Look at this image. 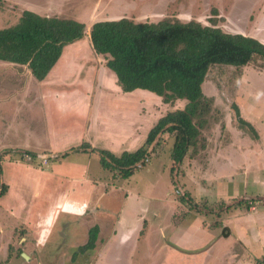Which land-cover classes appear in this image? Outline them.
Masks as SVG:
<instances>
[{
    "label": "rangeland",
    "instance_id": "1",
    "mask_svg": "<svg viewBox=\"0 0 264 264\" xmlns=\"http://www.w3.org/2000/svg\"><path fill=\"white\" fill-rule=\"evenodd\" d=\"M213 9H216L217 17L221 19L217 27L226 33L251 35V22L260 11V16L264 19V0H0V29L15 24L25 10L40 12L42 16L77 20L85 24L87 36L81 47L86 51L74 53L76 58L83 60L75 69L72 66L68 74L74 75L76 82L79 80V83L88 82L96 86L97 92H100L97 98L104 106L106 104V113L111 112L109 118L116 120L115 123L106 118L107 122H104V117L99 118L98 111L96 118L90 117L89 134L94 132L91 133L92 130H95L96 134L99 133L94 145L89 140L92 146L103 145L112 131L111 128L114 126L120 129L117 122L122 123L121 119L125 121L133 112L131 122L126 123L131 124L134 141L131 144L124 143L117 149V152H121L138 148L156 122L167 113L182 109L185 101H178L174 106H170L164 104L162 98L145 90L123 93L117 86L114 75L107 69L99 81V69L104 67V62L94 54L89 43L91 25L101 20L121 18H130L136 22H158L165 18H176L182 22L195 20L204 26H210L209 21L215 19L212 16ZM254 30V35L263 44L264 27H254ZM74 54H68L66 50V59L59 65L58 71L52 74V79L58 80L56 78L67 72V63H70ZM9 64H0V68L9 69ZM57 73L60 75L57 76ZM65 77L64 82L67 83L64 86L77 85L73 83L74 78L68 75ZM17 79L19 77L0 75V88L3 89L0 91V96L3 97L0 100V128L13 115V102L9 98L13 90H18ZM55 85L62 84L56 82ZM202 91L206 98L213 100L209 115L210 126L202 130L207 139V148L203 150L205 156L185 159L175 176L176 167L172 160L167 158L171 154L173 138L166 134L159 142L161 146L160 149L157 148V154L152 155L149 162L153 170L148 164V167L136 171L128 179L119 178L117 173L113 174L107 170L101 173L110 181L112 175H115L119 179L112 181L114 184L128 185L134 193L154 198L162 197L166 203L165 212L168 213V218L187 227L185 233L178 227H172V232L166 235V239L157 229L149 230L147 236L139 239L132 253L131 264H229L228 259L232 264H239L240 254L244 258L240 264H264V247H252L244 253L248 246L252 245L253 235L258 233V228L253 225L255 223L246 220L247 213L257 211L258 206L256 215L264 209V74L253 66H216L208 72ZM6 93L9 95H4ZM93 102L97 103V100ZM233 106L238 108L241 118L254 128L256 134L240 126ZM91 112L93 114L92 110ZM215 119L218 121L215 122ZM2 129L0 144L5 146L16 144L13 139L23 135V127H18L20 133L7 139ZM38 135L40 136L39 133ZM112 144L116 148V144ZM218 153L220 156L215 158ZM70 155L80 157L73 152ZM13 159H25L30 164L41 165L48 162L49 156L41 153L25 155L19 151L13 153ZM147 168L152 172L147 173ZM7 177L3 171L0 176V188L10 181ZM3 199L5 200L0 202V230L5 220L13 225L3 212L4 201L13 198ZM246 201L250 206L248 210L245 209ZM261 227L262 229L258 230L264 234V222L260 224ZM186 235L189 241L191 240L187 245L183 244V240H186L183 236ZM260 237L264 239V235ZM8 255L5 252L0 254L1 260L7 261L14 254L11 251L9 257Z\"/></svg>",
    "mask_w": 264,
    "mask_h": 264
},
{
    "label": "crops",
    "instance_id": "2",
    "mask_svg": "<svg viewBox=\"0 0 264 264\" xmlns=\"http://www.w3.org/2000/svg\"><path fill=\"white\" fill-rule=\"evenodd\" d=\"M32 12L41 15L40 12ZM260 13L251 22L253 34L248 35L258 41L261 40L254 35V27H264V19ZM84 39L65 47L56 65L41 82L32 77L26 66L9 64L14 69L0 68V75L19 77V86L16 88L18 90H13L9 98L13 102V115L0 129L3 127L4 137L8 139L20 133L18 127H23V135L13 139L16 144H0L1 175L4 171L10 180L5 182L8 191L0 198V202L5 197L13 198L4 201L3 212L13 225L5 220V224L1 226L0 254L5 252L10 255L11 251L14 254L12 257L8 255L7 261L0 258V264H131L132 253L139 239L147 236L149 230L157 229L164 239L172 232V227L180 228L183 233L187 230L186 226L168 218V213L165 212L166 203L162 197L134 193L128 185L113 183L119 178L112 175V182L101 174L105 170L100 165L99 151L112 154L125 152L126 150L117 152V149L124 143L131 144L134 141L131 124L126 123L131 122L133 112L125 121L121 119L122 123L117 122L120 129L114 126L111 128L112 131L103 145L96 147L90 144L89 140L93 144L99 138V133L96 131V134L95 130L89 134L90 117L96 118L98 111L99 118L104 117L103 121L107 122L106 118L110 119L111 112L107 114L106 104L104 106L97 98L100 92H97L96 86L88 82L89 85H83L79 80L74 81V75L68 74L72 66L75 69L83 60L76 58L74 53L86 51L81 47ZM66 50L68 54H74L70 63H67L68 70L56 78L58 80L52 79V74L66 59ZM0 64L5 66L8 63L0 61ZM104 70V67H100L99 81ZM65 75L74 78L73 83L77 85L64 86L67 83L64 82ZM56 82L62 85L57 86ZM2 98L0 96V100ZM112 121L116 123V120ZM7 124L9 126L6 127ZM112 142L116 144V148ZM83 144L89 146L86 151H72ZM19 151L25 155H48L49 160L46 164L39 165L28 163L29 159L26 157L27 161L13 159V153ZM204 151L198 156H205ZM64 152H73L80 157H71L69 153L60 158ZM218 156L220 153L215 158ZM167 158L170 159L168 156ZM151 170L147 168L146 172L151 173ZM263 210L257 215V211H248L246 220L262 229L260 224L264 222ZM258 229L256 230L259 235H253L252 245L244 253L252 247H264V239L260 237L264 234ZM93 231H96L95 241L93 247H88L90 233ZM219 233L221 234L220 231ZM183 237L186 239L183 244L191 242L188 235ZM23 254L27 259L21 258L20 255ZM242 257L240 254V261L244 259ZM228 261L232 264L230 259Z\"/></svg>",
    "mask_w": 264,
    "mask_h": 264
},
{
    "label": "trees",
    "instance_id": "3",
    "mask_svg": "<svg viewBox=\"0 0 264 264\" xmlns=\"http://www.w3.org/2000/svg\"><path fill=\"white\" fill-rule=\"evenodd\" d=\"M212 16L215 19L209 21L210 26L176 18L158 22L121 18L91 25L88 37L91 48L104 62V68L114 75L123 93L145 90L170 106L185 101L182 109L169 112L156 122L138 149L119 154L99 151L104 170L128 179L149 164L161 146L162 136L167 134L173 138L170 159L177 176L185 159L198 156L206 148L207 139L202 130L210 126L213 104L202 91L208 72L216 66H253L264 74V44L250 36L224 32L217 27L221 19L216 9L212 10ZM86 36V26L80 21L25 10L15 24L0 29V61L26 66L32 77L41 82L56 65L64 48ZM233 108L240 126L256 134L241 118L238 108ZM88 147L83 144L72 151H86ZM69 153L64 152L60 158ZM7 189L6 185L1 186L0 198ZM245 204L248 210V202ZM95 232L90 233L88 247H93Z\"/></svg>",
    "mask_w": 264,
    "mask_h": 264
},
{
    "label": "water",
    "instance_id": "4",
    "mask_svg": "<svg viewBox=\"0 0 264 264\" xmlns=\"http://www.w3.org/2000/svg\"><path fill=\"white\" fill-rule=\"evenodd\" d=\"M22 257H24L25 259H27L26 255H24V254L22 255Z\"/></svg>",
    "mask_w": 264,
    "mask_h": 264
},
{
    "label": "built area",
    "instance_id": "5",
    "mask_svg": "<svg viewBox=\"0 0 264 264\" xmlns=\"http://www.w3.org/2000/svg\"><path fill=\"white\" fill-rule=\"evenodd\" d=\"M146 161H147V159H146ZM148 162V161H147ZM44 163H46V160H45V162Z\"/></svg>",
    "mask_w": 264,
    "mask_h": 264
}]
</instances>
